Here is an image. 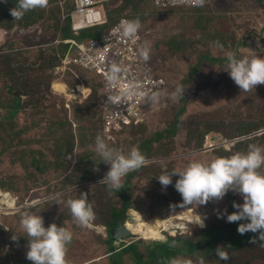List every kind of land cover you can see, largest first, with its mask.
I'll list each match as a JSON object with an SVG mask.
<instances>
[{"label": "rangeland", "instance_id": "1", "mask_svg": "<svg viewBox=\"0 0 264 264\" xmlns=\"http://www.w3.org/2000/svg\"><path fill=\"white\" fill-rule=\"evenodd\" d=\"M59 1L50 0L53 5L50 9L55 11ZM250 1L243 6L232 7L229 2L203 8H170L161 11L153 8L150 0H139L138 9L143 17L140 19L141 27L148 33L142 39L140 50L143 47L150 49L158 72L164 74L169 82L184 79L186 75L184 77L183 75L187 72L186 63L190 62L189 66L194 67L199 61L197 75L200 88L195 93V99L188 92H184L182 105L185 113L173 136H165L166 131L163 128L166 126L162 127L160 121L155 123L153 114L138 129H124L110 140L105 138V142L127 154L133 146L139 147L144 140H151L147 145L148 151L145 147L142 146V148L152 155L154 158L151 160L157 163L153 172L150 167H147L142 171L141 177L138 176L128 182L126 194L130 196V204L133 206L128 213L134 210L150 224L164 218H173L175 223L184 222L185 229H181L174 235H164L161 241L167 242L171 238L169 236L180 234L175 239L181 240L170 242V245L174 247H180L183 244V238L192 239L194 242L198 239L199 234L195 232L202 218L205 227L207 225L220 227L223 222L229 227L232 223L227 222L225 210L227 214H231L235 211L233 202L243 203L241 195L230 191L220 201L210 200L199 206L188 205L187 209H181L182 211L175 214L163 213L166 207L179 209L183 199L174 187L179 177L173 176L172 184L167 188H164L157 178L165 173L171 174L173 171L182 170L193 160L208 162L214 157H221L218 155L220 150L212 152L204 149L205 143L217 142L211 140L210 133L218 134L223 139H231V126L238 129L246 123L247 132L256 128H258L256 131L264 129V85H257L250 91L240 90L226 72V56L229 52L237 54V48L243 49L245 53H248L247 48L257 54L264 51V7H262L264 0L260 4L257 0ZM110 4L113 6L114 2ZM39 13L41 12L38 10ZM47 33L48 39L53 38L55 43L64 36V32L55 24L54 26L50 24ZM35 34L36 36L32 37L40 41L41 39H37L41 36L42 30L36 31ZM240 40L246 42L247 47L243 48L242 44H238ZM209 58L217 60L210 62ZM4 71L1 72L0 69V85L11 83L12 77L3 74ZM28 74L26 89H23L28 93L23 97L25 109L21 111L19 117L0 123V188L9 192L11 197L14 195L17 198V208L20 207V213L23 214L25 211L38 213L43 217L45 227L56 223L57 226H65L72 232L73 239L68 245L66 257L68 264H137L138 256L143 262L163 264L159 255L150 253V250L155 247L153 244L155 240L140 239L141 241L138 242L134 239L138 256L130 252L131 248L123 250L119 248L120 243H116L115 246L119 248V252L109 256L110 247L107 244L111 241L107 239L101 226L112 206L95 205L97 217L90 222L89 226L82 227L73 220L65 200H62L57 207L53 204L48 205L50 203L48 201L62 195L67 194L63 199H68L69 192L82 187V181L91 174L94 175L95 180L83 185L88 187L91 198L95 202L111 200L112 193L108 192L103 185L97 186L102 179L101 175L109 170V166L102 163L95 151V139L99 134L102 118L96 109L93 113L88 112L87 105L76 110L66 107L70 103L69 100L81 97L69 91L79 84L74 77L69 76V80L66 81V76H63L64 78L62 75L48 77L46 72L38 74V72L28 71ZM96 76L93 75L92 78ZM98 77L101 78V76ZM63 80L68 86L61 83ZM82 80L88 82V75ZM55 81L59 82L54 84ZM2 88L1 85V92ZM167 88L170 89L169 85ZM174 91L168 92L170 96ZM200 91L202 96L199 95ZM251 91L253 93H250ZM79 92L85 94L87 90L79 86ZM241 93L243 96H239ZM211 95L213 100L215 98H224V100L210 104ZM141 104L143 108L144 100ZM5 106L0 103L1 110ZM217 113H226L231 118L227 122L220 121L218 118L213 119V116L217 117ZM15 119L16 123H14ZM0 120L3 118L0 117ZM156 133L162 134L163 137L154 141ZM261 133L263 132L259 134ZM254 140L253 144L264 146V138ZM222 144L229 150L228 148L235 143L231 140L224 141ZM201 148L204 149L201 153L192 152ZM247 149L244 148L246 151ZM184 150L188 152H181ZM186 153L189 154L186 155ZM151 172L154 184L146 181L147 177H151ZM261 172H264V167L261 168ZM68 181H76L79 186L69 187ZM53 185L56 186L55 191L51 189ZM73 194L74 198L77 197V194ZM113 201L114 204L119 203L115 197ZM5 205L7 206L4 210L6 214L14 211L7 203H2V208ZM17 217L18 215L13 220L16 224ZM128 221L127 217L124 225ZM0 224H2L1 220ZM3 229L4 225L0 226V233L4 232ZM21 236L22 231L18 228L11 235L17 238L15 241L11 238L10 242L15 243L18 251L20 249L18 241L21 240ZM130 243L132 241H126L125 245ZM199 244V249L193 255L171 254L167 264H173V261H179L181 264L184 261L200 264L201 259L204 264H264V243L261 245L255 242L246 246L241 250L244 259L234 254L230 258L232 263L221 260L214 249L208 251L203 240ZM112 245L111 248L114 247V244ZM225 245L221 243L218 246L225 247ZM9 255L15 260L25 257L17 252V248L10 251ZM11 262L16 264L15 261Z\"/></svg>", "mask_w": 264, "mask_h": 264}, {"label": "clouds", "instance_id": "2", "mask_svg": "<svg viewBox=\"0 0 264 264\" xmlns=\"http://www.w3.org/2000/svg\"><path fill=\"white\" fill-rule=\"evenodd\" d=\"M14 1H18L16 7L10 10V14L14 18H20L26 11L33 10L37 7L44 8L48 5V0H5L0 2ZM107 1L110 2V0H104L103 2L95 6V9L100 11L101 17H103V9L101 8V6ZM212 1L214 0L205 3V0H194V3L196 5H174L160 7L154 5L153 0H151V4L154 8L164 9L174 7H204ZM74 4L75 9L70 14L75 18V23L72 26V32L74 34L73 36L79 35V32L82 29L93 27L96 25H103L105 23V20L103 18V22L101 23H95L93 25H82V23H80V18L82 17L76 14V0H74ZM112 27L102 35H100L98 38L90 39L88 42L78 41L74 37L64 40L59 39L58 41H56V43H58L59 41H63L69 44L68 53L63 59L62 65L58 67V70L65 71L71 63H74L81 66L86 72L90 73L91 75H97V77L101 76V78H98L100 80L101 86L103 85V104L105 94L102 72L98 69L87 67L83 63V50L85 49V47H88L93 41L101 42L103 36L106 35L112 29ZM140 28L141 22L139 19L125 18L120 22V25L117 26V30L121 31L124 37L134 38L137 34L139 35L140 39L136 47H134L133 53L136 51V55L139 56L147 65V67L151 69L155 77L163 81V84L159 85L156 88H166V80L162 77H159L147 61L149 59L150 49L148 47H143L140 50V45L143 39L142 34L139 32ZM40 30L42 29L39 24H35L30 28H24L20 25H14L12 27L0 26V56L10 52L11 48L8 47L7 44L11 38L25 36L29 33H35L36 31L39 32ZM247 51L248 53H250V55L238 57L235 53L229 52L226 56V72L229 74L234 83L239 87V89L243 91H250L257 85H264V58L259 56L257 52L249 50L248 48ZM121 71V67L118 64L113 63L108 75L109 82L112 84L117 83ZM56 82L59 81H55L54 84ZM61 83L68 86V84L64 81ZM79 86H82L86 89L84 82L81 81L75 89H72L75 91H71L70 89L69 91H71V93H73L74 95L82 96L84 93L79 92ZM152 91L150 93H152ZM184 92L185 91L182 86H177L175 88V91L171 93V98L174 101L178 100L183 97ZM149 94L141 91L140 86L135 83L130 84L128 88L123 93H121V96H139L143 98L140 100V117L138 119H132L128 124H125L122 129L118 131H105L103 107L102 119L104 137L110 140L115 134L122 131L130 123L142 120L144 116L142 113L141 103ZM158 96L159 93H153L149 97V99L155 102ZM108 99L112 102H117L120 97H109ZM260 132H263L261 134H264V129L259 130L256 133L242 135L234 139H223L218 134L210 133L209 136L211 140L213 142H217L214 144H208V142L205 143L204 149H209V151H212L220 147L227 148L222 144V142L232 140V142L236 143L238 141H243L247 138H251L255 135H260ZM218 138L220 139L217 140ZM231 146H228V149H230ZM204 149L201 148L198 151L192 152L198 153L202 152ZM95 151L100 156L102 163L109 166V170L99 181V184L103 183L107 185L110 191L115 190L119 192V190L123 187V179L127 176L128 173L134 170H138L142 166H144V164L152 161L151 159H145L144 155L136 146H133L130 151L125 154L121 150L109 146L105 142L104 138L100 135H97L95 139ZM262 167H264V146L250 144L246 152H236L226 157H214L213 159H211V161L208 162L193 160L189 162L182 170L173 171L171 174H162L157 179L164 188H167V186L172 184L173 176L179 177L176 180L174 187L183 199L182 205L185 206H199L206 204L210 200L220 201L230 191L241 195L243 198L242 204L233 202V208L235 209V211H233L231 214H227V211L225 210L224 215H226L227 222L235 223L240 221H247L246 223H239L237 228L238 233L241 235H244L248 232L258 233V239L264 242V172H261ZM0 190L2 189L0 188ZM2 191L7 193L4 190ZM12 196L15 199V204L13 205V207L9 208H12V210L14 211L6 214L4 210L7 208V206L5 205V207L2 208V202H0V215L15 216L20 213V207L17 208V198L14 195ZM66 204L70 210L73 220L78 225L87 227L89 226L90 222L95 219L93 206L88 201L87 193H80L79 198L76 199H68L66 201ZM184 209H187V207L183 208L182 210ZM128 210L126 211V215ZM176 221L178 222L179 220ZM20 225L28 237V251L26 253V259L15 261L16 264H68L66 258L68 245L73 239V234L68 228H66L65 226H57L56 223H52L48 227H45L43 217L38 213L29 211H25L22 214ZM121 225H124V222ZM197 226L205 228L203 218L198 222ZM101 227V230L105 231L107 237L109 234V229L111 228L108 229L103 225ZM5 230L9 231L10 227L6 226ZM180 230L177 233H179ZM163 233L165 235L169 234L165 231ZM12 239L14 241L17 240V238L13 237ZM133 240L134 238L127 239L126 241H132L133 243ZM126 241L118 243L125 244ZM256 241V239H253L251 242L255 243ZM113 244L115 245L116 243ZM115 248L116 250L114 252L119 250L118 247L115 246ZM224 248L225 247L218 246L216 248V252L221 260L227 261L229 259V256L226 251L222 250ZM7 249H10L9 245L7 246ZM11 261L13 260L10 258L7 264H13ZM173 264H181V262L173 261ZM183 264H192V262L184 261ZM200 264H204L203 259L200 260Z\"/></svg>", "mask_w": 264, "mask_h": 264}, {"label": "trees", "instance_id": "3", "mask_svg": "<svg viewBox=\"0 0 264 264\" xmlns=\"http://www.w3.org/2000/svg\"><path fill=\"white\" fill-rule=\"evenodd\" d=\"M248 1L249 0H214L210 2L209 4L205 5L204 7L215 6V5H219L222 3H229V2L232 4V7L236 5L243 6V5H247ZM112 2H114L113 6H111L110 4ZM241 2H243V4ZM250 2H255V0H251ZM257 2L258 4H260L262 0H257ZM17 3L18 1L0 2V26L12 27L14 25H20L21 27H24V28H30L35 24H39L42 29V34L39 37V39H37V40L41 39L40 41H36L35 40L36 38L32 37V36H36L35 33H29L25 35V36H29L28 38H24L25 36L11 38L7 44V46L11 48L10 52L5 53L0 56L1 72L5 70L3 74L5 75L7 74L10 77H12L11 83L6 82L7 86L4 85L3 83L1 84L3 88H2V92L0 89V103L6 106L3 110L0 109V117L3 118V120H0V123H2L3 121H11L17 116L19 117V115L22 113L21 111L25 109L24 107L25 101L23 100V97L27 96L28 93L27 91L23 89H26V85H27L26 79L29 76L28 71L38 72V74L46 72V75L48 77L49 76L58 77L59 75H62V77L66 76L67 77L66 81H68L69 76H71V77H74L78 81L79 84L81 81H83L82 80L83 77L88 75V82L83 81L84 85L86 86L87 92L83 94L79 99L76 98V99L69 100L70 103H68L66 107L68 109L76 110V109H82L83 107L87 105V107H89L88 112L93 113L96 109L102 118L103 116V85L101 86L99 78L97 76L92 78L93 75L86 72L81 66L74 64V63H71L65 71L58 70V67L62 65L63 59L66 57L68 53L69 44L63 41H59L58 43H55L53 38L48 39L49 35L47 33V29L50 27V24L53 26L55 24L56 27H60V29H62L64 32V36L63 37L61 36L60 40L69 39L71 37H74L78 41L88 42L90 39L98 38L104 32L109 30L122 17H125L127 19H139V20L142 19L143 18L142 13L138 9L139 0H110V2L107 1L103 3L101 8L103 9V18L105 20V23L103 25H96L93 27H87L85 29H82L79 32V35L77 36L76 35L73 36L74 34L72 32V26L75 23V18L70 15L71 12L75 9L74 0H60L59 6L55 8V11L50 9L51 7H53V5H51L50 0H48V5L46 7L44 8L37 7L33 10L24 12V14L20 18H14L10 14V10L15 8ZM150 4H151V0H150ZM262 7L264 6L262 5ZM174 8L191 9V8H203V7H174ZM155 9H158V8H155ZM168 9L170 8H164V9H159V10L162 11V10H168ZM38 10L41 13L38 14ZM139 32L142 34L143 37L145 34H148L143 27L140 28ZM241 40L238 42V44H242V46H244L243 48L247 47L246 42H241ZM236 51H237L236 55L238 57L250 55V53H245L244 50L241 48H237ZM258 55L264 58V51L262 53H258ZM207 56H205V58L208 59ZM209 60L210 62H215L217 59L209 58ZM147 61L150 64V66L153 68L155 73L159 77H162L166 80V84L167 86L169 85L170 89L168 90L167 87L166 88L161 87V88L154 89L152 93H150L148 96L145 97L144 106L142 108V113H143L144 118L142 120L130 123L124 129L136 130L141 125L145 124L146 121L150 119L151 115L154 114L155 119H156L155 123H158L160 121L162 127L166 126L163 128V130L166 131L165 136H173L180 126L181 117L185 113V108L182 105V99L184 98V94H183V97L174 101L168 92H170L171 90H175L177 86H182L184 91L188 92L195 99V93H197L198 89L200 88L199 79L197 75V72H198L197 64L199 63V61L196 62V64L194 65V67L196 66L195 68L193 67V65L189 66L190 62H187L186 63L187 72L183 75V77L185 75L186 76L184 77V79H180L175 82L167 81L166 76L158 72L157 67H156L157 64L152 58L151 54H149V59ZM48 72H50L49 75H48ZM79 84H77V86ZM71 86H74V85H71ZM70 90L75 91V90H72V88ZM153 93H159V96L155 102L149 99V97ZM250 93H253V91H251ZM199 95L202 96L201 91L199 92ZM260 95L262 96V94ZM239 96H243L242 93ZM220 100H224V98H220V99L215 98L213 100L212 95H211L210 104L212 102L219 103ZM226 100H229V99H226ZM216 108L217 107H215V109ZM245 117H246V120L248 121V117L246 114H245ZM216 118L220 119V121L227 122L231 117L228 116L226 113H217V117L213 116V119H216ZM14 123H16V119ZM245 125L246 123H243L242 126L238 129L235 126H231L230 127V133H231L230 137H232L231 139L237 138L242 135H248V134L258 132L256 131L258 128L252 129L250 132H247L245 130ZM98 135L102 136L105 140V137L103 135L102 119H101V126L99 129ZM162 137H163L162 134L156 133L154 141L159 140ZM256 138H264V134L255 135L243 141H238L234 145H232L229 150L225 149L224 147H220V148H216L212 150V152L220 150L218 155L225 156V157L230 156L236 152H245L246 150H244V148L245 147L248 148L247 145L253 144V142L255 141L254 139ZM150 141L151 140H148V141L144 140L143 142H141L140 144L141 146L139 147L137 146V148L144 155L145 159L154 158L152 155L146 152L148 151L147 145L150 144ZM142 146L145 147L146 151L142 148ZM181 152H188V151L184 150ZM198 153H201V152H198ZM155 163L157 162L151 161L147 164H144V166H142L140 169L134 170L128 173L127 176L124 178L125 180L123 182V187L119 190V192L115 190L110 191L107 185L103 183L98 184L97 186L103 185L107 189L108 192L112 193L111 200L107 199L106 201L95 202L91 198L88 192V187H84L83 185L87 184L88 182H93L95 180L93 174L89 175L86 180L82 181L83 183V184L81 183L82 187H78L77 189H74V191L69 192L68 199H76L78 195H80V193H87L88 201L93 206L95 218L97 217V210H95V205L101 204V205H105L106 207L112 206L110 213L106 216L105 222L103 225L106 226L108 229L119 226L124 222V220L127 217L126 211L129 208H133V206H131L130 204L131 203L130 196L126 194V191H127L126 188H127L128 182L129 181L131 182L134 178L138 176L141 177L142 171L147 167H150L153 172ZM152 172H151V177H147V180H146L147 182L153 183L154 177H152ZM104 175L105 174L101 175L102 178L104 177ZM68 182H69V187L76 186L79 184L76 181L74 182L68 181ZM51 189L55 191L56 186L54 185L51 186ZM73 193L77 194V197L74 198ZM66 195H62V196L56 197L55 199L48 201L50 202L48 205L52 206L53 204L54 206L57 207L62 202V200H65V201L68 200V199H63L66 197ZM113 196L115 197L116 200L119 201V203L114 204ZM185 207L187 206L182 205L179 209L173 208V207H166V210H163V213L170 212L172 214H175ZM21 214L22 213L17 214L18 215L17 220H16L17 224L14 223L13 221L15 219V216L17 215L15 216L0 215V220L2 221V224H0V226L2 227V225H4V229H3L4 232L0 233V261H2L1 264H7L10 258L13 261H21L23 259H26V253L28 251L26 244H28V240H27L28 237L20 225V220L22 217ZM240 223H243V222H240ZM14 224L16 227L14 226ZM238 225L239 224L232 223L228 227V225L225 222H223L221 223L220 227H216V226L208 227L207 225L204 229L198 226L199 228L196 227L198 233L197 232L195 233L199 234V237L195 242L192 241V239L187 240L186 238H183L182 240L183 244L180 245V247H174L170 245V242L174 240H181L180 238L175 239V237L180 236V234H178V236L177 235L169 236L171 238H169L167 242L165 241L161 242L157 240L153 241L154 242L153 244L155 247L150 250V253L151 254L153 253L155 256L159 255L160 259L163 261V264H167V261L171 254L181 253V254L193 255L195 251L199 249L200 247L199 243L203 240V243L205 244L206 249L208 251H210V249H214L216 251V248H217L215 247L216 245L218 246L221 243L225 245L226 243L225 245L226 248L223 251H226L229 256V259L227 261H229V263H232V260L230 258L234 254H238L241 258L244 259L241 250L244 249L246 246L252 245L253 243L251 241L253 239H256L257 240L256 243L259 242L261 245L264 243L258 239V233L248 232V233H245L244 235L239 234L237 231ZM6 226L10 227L9 232L5 230ZM17 228L20 231H22V236L20 238L21 240L18 241V245L20 246L19 251L15 243L11 244L10 242L12 238L11 235L13 234V232H15V230L17 231ZM107 239L110 240L108 236H107ZM139 241L141 240H138V242ZM112 244H113L112 241L111 243L107 244L110 247L109 256L114 255L115 253L119 252V250L114 252L116 248H115V245L113 248H111L113 246ZM135 244H136V241L128 245H125L124 243H120L119 248L123 250L127 248H131L132 251L130 252H132L133 255L138 256V251L136 250ZM8 245L10 246L9 250L7 249ZM15 248H17L18 253H22L25 257L19 258L18 260H15V258L10 257L9 252L14 250ZM137 258H138L137 264H150L148 262H143L140 256H138Z\"/></svg>", "mask_w": 264, "mask_h": 264}, {"label": "built area", "instance_id": "4", "mask_svg": "<svg viewBox=\"0 0 264 264\" xmlns=\"http://www.w3.org/2000/svg\"><path fill=\"white\" fill-rule=\"evenodd\" d=\"M5 1V0H0ZM104 0H76V14L81 16L82 25H93L103 22L100 11L95 6ZM211 0H205V3ZM204 3V4H205ZM153 4L160 7L174 5H196L194 0H153ZM125 18H121L112 29L103 36L101 42L93 41L83 50V63L90 68L102 72L104 83V122L105 131H118L132 119L140 117V100L143 97L121 96L130 84H138L140 90L149 94L154 88L163 84V81L156 78L150 68L143 60L133 53L134 47L140 39L137 34L134 38L124 37L117 26ZM127 61V62H126ZM118 64L122 71L119 74L117 83L112 84L108 75L112 64ZM109 97H120L117 102H112Z\"/></svg>", "mask_w": 264, "mask_h": 264}, {"label": "bare ground", "instance_id": "5", "mask_svg": "<svg viewBox=\"0 0 264 264\" xmlns=\"http://www.w3.org/2000/svg\"><path fill=\"white\" fill-rule=\"evenodd\" d=\"M0 202L7 203L9 207H13L15 199L11 197V194L0 190ZM127 217H130L128 218L129 221L123 226L132 233V238L137 240L162 241L165 237V234L163 233L164 231L174 235L176 234V231L174 230L176 227L185 229L184 222L175 223L173 218H164L150 224L134 210H130Z\"/></svg>", "mask_w": 264, "mask_h": 264}, {"label": "water", "instance_id": "6", "mask_svg": "<svg viewBox=\"0 0 264 264\" xmlns=\"http://www.w3.org/2000/svg\"><path fill=\"white\" fill-rule=\"evenodd\" d=\"M215 140V139H213ZM127 214L129 215V213L127 212ZM130 218V217H128ZM176 232H178L180 230V228L176 227V229H174ZM108 237L110 238V240L113 243H118V242H122L125 241L127 239H133L132 237V233H130L125 226L120 225L118 227H113L111 229H109V234Z\"/></svg>", "mask_w": 264, "mask_h": 264}, {"label": "crops", "instance_id": "7", "mask_svg": "<svg viewBox=\"0 0 264 264\" xmlns=\"http://www.w3.org/2000/svg\"><path fill=\"white\" fill-rule=\"evenodd\" d=\"M127 216H128V214H127Z\"/></svg>", "mask_w": 264, "mask_h": 264}]
</instances>
